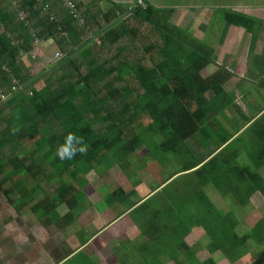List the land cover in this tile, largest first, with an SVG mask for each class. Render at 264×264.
Here are the masks:
<instances>
[{"label": "trees", "instance_id": "1", "mask_svg": "<svg viewBox=\"0 0 264 264\" xmlns=\"http://www.w3.org/2000/svg\"><path fill=\"white\" fill-rule=\"evenodd\" d=\"M106 1L111 6L103 9L99 0L89 5L82 0H0V194L17 213L34 214L62 230L83 210L88 173L103 163L108 171L143 146L138 163L132 169L126 165L129 178L145 165L146 154L158 164L167 163L171 154L175 159L169 163L180 162V167L163 183L181 178L183 184L156 206L149 205L161 189L129 213L140 231L138 240L125 244L139 254H125L132 264H215L211 254L216 252L230 263L244 258L243 264H259L264 220L240 231L236 214L254 193L264 199V113L250 124L234 95L226 92L230 73L221 66L204 76L212 64L211 51L186 41L187 34L171 21L175 10L145 1L128 6ZM226 15L251 32L259 21L229 10ZM46 39L57 46L62 63L53 73L37 76L34 80L43 83L36 88L30 85L31 75L17 67L18 54L32 52L37 40ZM105 78L111 86L101 99H93L89 83ZM124 81L121 89L112 86ZM112 99L125 102L123 117L115 123L110 115L103 116L109 124L97 133L83 112L109 106ZM227 111L243 126L249 123L243 132V126H232V132L221 126V119L231 118ZM57 121L59 125L50 124ZM124 121L131 125L129 134L122 130ZM69 133L74 151L70 159H62L59 150ZM35 137L33 149L23 146L25 138ZM189 140L197 149L213 145L216 153L210 156L212 150L204 163L198 162ZM209 186L227 209L213 202ZM108 194L111 206L125 191L119 186ZM62 204L67 212L60 215ZM192 227L203 236L190 246L185 237ZM200 247L209 254L201 262L196 257Z\"/></svg>", "mask_w": 264, "mask_h": 264}, {"label": "crops", "instance_id": "2", "mask_svg": "<svg viewBox=\"0 0 264 264\" xmlns=\"http://www.w3.org/2000/svg\"><path fill=\"white\" fill-rule=\"evenodd\" d=\"M96 1L97 0H82L86 5ZM109 1L121 5H131L133 3L145 1L149 5L158 8H172L175 10L171 16V21L187 34L188 38H186V41L190 42L201 51H211L212 64H209L204 69V76L211 75L217 70L218 66H221L225 71L230 73V77L225 81L223 86L226 92H231L234 95L242 114L251 119L250 124L264 113V103L261 105L259 103L257 104L256 101L259 107H257L256 104L254 107L247 98V95L251 92L259 95V97H264V68L262 67L264 65V5H260L264 4V0ZM250 1H253L255 4ZM99 4L103 9L111 6L106 0H99ZM243 5H249L251 8L250 11L247 12V8ZM241 7L246 12L239 10ZM227 10L248 15L259 20L254 24V31H246L244 28L231 23L226 15ZM48 40L50 39L37 40L35 42L36 48L34 47L31 52L37 55L35 58L38 57V52L41 51L39 50L40 47L47 44L49 42ZM55 47L57 48V46ZM55 53L60 52L56 50L54 54ZM34 62L33 66L43 63L44 59L42 55ZM38 67L39 66H36L35 68ZM30 75L32 76L35 74ZM226 113H228V111ZM226 116L235 118L237 115L235 117L230 114ZM222 122H227V124ZM235 123L241 125V127L243 126V123H238L236 119L229 118L228 120H220L221 126L228 132H232V126L235 127ZM209 148L213 150L214 146H209L208 149ZM215 153L216 151L210 156H213ZM114 169L116 168L112 167L108 170V173H111ZM136 172H138V174L141 173V171H135V174H137ZM115 178L116 177H114V179ZM167 182L158 184L159 188L154 189L152 192H140L142 193L140 197L137 196V198L134 199L133 197L130 198V201L133 202L132 205L128 206L127 210L124 209L117 214L116 217H111L106 223L108 224V226H106L107 228H112L114 226H119V221H126L125 224L120 226L122 229L109 237L108 242L105 243L108 249L117 246V250L122 254V260H119V262L116 261L115 264H121L120 261H124V264L125 261L128 264L130 262L132 264L133 262L125 256L127 253L119 241V236H121L120 233L124 231L125 236L122 237L126 240V243L131 241V239H127L126 234V230L128 227H131L133 223L129 217V213L147 198L157 193ZM141 186L142 184L139 185L140 188ZM136 192H139L138 187H136ZM124 198L125 196L122 197L121 204L125 203ZM3 199L5 200L2 202ZM98 201L99 200H97V202ZM97 202H88L90 210H93ZM116 205L117 203L111 206L114 207ZM57 211L60 215H63L67 212V208L62 204L58 206ZM93 211L96 212L97 210ZM84 214L85 207L83 206V210L78 214L77 219L82 221L85 220ZM71 226L74 227V224L59 230L53 224L50 225L41 222L34 214H29L28 212L17 213L7 199L0 194V264H71L78 256H81L83 259L89 258L92 260L93 258L96 260L97 252L95 253V251H93L92 243L101 235L102 231L96 229L92 231V233L88 231V235H85V231L87 230L80 228L79 225L75 226V229H80L79 233L73 235L74 232L72 231L73 229H70ZM106 227L105 230L107 229ZM134 227L135 228H132L133 231L136 230L137 226ZM84 239H86V241H84ZM103 239L104 237L102 240ZM87 250H89V252L85 253ZM136 257H139L138 253L135 254L134 258ZM86 264H90V262ZM91 264L94 263L92 262Z\"/></svg>", "mask_w": 264, "mask_h": 264}, {"label": "rangeland", "instance_id": "3", "mask_svg": "<svg viewBox=\"0 0 264 264\" xmlns=\"http://www.w3.org/2000/svg\"><path fill=\"white\" fill-rule=\"evenodd\" d=\"M250 2L254 3L253 1H250ZM260 5H264V4H260ZM243 6L247 8V12L250 11L251 8L249 5L247 6L243 5ZM239 10L246 12L242 7L239 8ZM18 16H19V19H21V16L23 15L21 13H18ZM0 29H2V27H0ZM95 39L96 37L91 38V40H95ZM48 41L49 42L47 44L40 47L39 50L41 51L38 52L39 53L38 57L42 55V58L44 59L43 63H39L33 66V63H35L34 61L38 59V57L35 58V56H37L35 53L30 52V53H19L18 54L17 67L20 69V71L24 75L35 74V75L30 76L32 79H30L29 82H31L30 85L34 84L36 88H40V86L42 87V83H43L42 79L37 80V81L34 80L37 76H39L40 74L47 76V74L53 73L54 71H56L55 69L58 66L57 63L59 64L62 63L59 59V57L62 54L60 53V56L57 57L56 56L57 53L54 54V52L56 50L59 51L58 48L54 46V42L52 43V40H48ZM36 66H39V67L35 68ZM262 67L264 68V65ZM86 71L87 70H85V68H82L81 72H86ZM100 81L101 80H96V81L92 80V82L89 83L90 93H92L93 99H101V96H103L102 93L107 91L108 87L111 86L110 84H108L109 82H111L110 78H105L103 79L102 82ZM126 85H127V82L124 81L121 83H116L115 85H112V86H115L121 89L125 87ZM247 98L254 105V107H255L256 101H257V104L259 103L262 105L264 103V97H259V95L255 94L254 92H251L250 94H248ZM113 101L114 99L108 101L107 104H109V106H103V107L94 106L83 112L86 120L88 121L92 120L91 124L96 129L97 133H102L103 130L106 128V125L109 124L108 123L109 121H105V123H103V121L101 120L103 116L107 114L110 115L111 118H114L115 123L117 120L116 118H118L119 120L122 119L123 111L125 109V102L121 103L119 101H115V102ZM257 104L256 106L259 107V105ZM230 119H235V118H230ZM242 122L243 121H241L240 123ZM58 123L59 122L57 121L55 123H50V124L56 126V125H59ZM222 123L227 124V122H222ZM123 124H124V127H122L123 132L124 133L126 132V134L127 133L129 134L131 129L130 130H127V129L130 128L131 125L129 123H125V121L123 122ZM246 126H243L244 128L242 127L240 129V132H243ZM235 127L240 128L241 125L235 123ZM140 129L137 128V132H140L141 131ZM247 133L250 135V132H247ZM36 140H37L36 137L32 140L25 138L22 141V143H23V146L31 150L35 147L34 143ZM147 141L149 142V145L152 148L156 144L150 140H147ZM153 141H156V137L153 138ZM189 144L192 147L191 150L195 151L194 156L198 162L204 163L205 161L203 159L208 155V153L212 152V148H209V149L207 148L204 150L197 149L198 146H195V143L190 140H189ZM138 153H141V155L145 153V149L143 148V146H140L136 150V152H134L131 155V157L130 156L124 157L123 160H119V162L115 163V166L113 167H115L116 169L112 170L111 173L110 172L108 173V171H105V169L103 168L105 166V163H103L101 167H99L97 170H94V172H90L86 176L88 185L84 189V200H83L84 201L83 206L85 207V214H84L85 220L83 221L78 220V219L74 220V222L72 223L74 224V227L71 226L70 229H73L72 230L74 232L73 235H76L77 233H79L80 229L79 228L78 230L75 229V226H79V225H80V228L87 230L85 231V235H88L89 233L88 231H91L90 233H92V231L96 229H98L99 231H102V233L92 243L93 251H95V253L97 252V259L96 260H94L93 258L92 260L89 258L83 259L81 256H78L71 262V264H86L88 262H90V264L92 262L94 264L95 262L96 264H115L116 261L119 262V260H122L121 259L122 254L119 253V251L117 250V246H115L114 248L110 247L108 249L105 243L108 242L109 237H111L113 234L118 233L122 229L120 228V226L125 224L126 221L125 220L119 221L120 225L114 226V227L111 226L112 228L110 227L107 228L106 226H108V224L106 223L109 221L111 217L113 216L116 217L117 214L122 212L124 209L127 210V207L132 205L133 202L130 201V198L133 197L134 199V198H137V196L140 197V195L142 194L140 192L146 193L149 191V189L155 187L156 185L160 183H163L164 179L169 174L178 170V168L180 167V162L176 161L175 163L174 162L169 163L170 158L175 159L174 157H171V154H167V156L165 157V159L168 160V162L165 164L163 163L158 164L157 161H153V159L149 158L148 155L146 154V156L142 159L144 160V162H142L141 159L139 160V163L142 162L145 164L140 170L141 173L133 174L132 176H130L131 178H129L126 175L129 170L126 167V165L129 164V168L132 169V167L136 164V162L138 163V159H139ZM34 157L36 158V153L34 154ZM106 160L108 162V159ZM242 160L243 159L240 160V163L243 162ZM121 167H124V168H121ZM114 177L116 178L114 179ZM24 179L27 182L29 180V177L24 176ZM180 179H177L172 182L168 181L161 188L162 191L160 190L161 192H159V194L156 195L157 197L151 200V204L149 206H156L159 201H162L168 196H172L173 192H176L177 189L181 190L179 189L180 187H178L179 185L183 184L182 180ZM141 184L142 186L140 188L139 185ZM118 186H121L125 191V198H124L125 203L121 204V200H120L119 201L120 203L117 202L116 206L114 207L109 206L107 204V198L109 197L108 193L114 190ZM136 187H138L139 192H136ZM206 189H207L208 195L211 197L213 202L218 207L221 206L223 210L227 209V207H223L224 205H226V202L219 198L218 196L219 194L211 186H209ZM4 200L5 199H3L2 202ZM97 200L99 201L97 202ZM91 201L92 203L97 202L96 205L93 207V210H97L96 212L93 211L92 209L90 210L89 208L90 206L88 207L89 205L88 202H91ZM165 205H166V202H165ZM236 216L239 219V227H240L239 230L240 231L246 230L248 227L252 226L259 219L264 220V199L261 196V194H259L258 192L254 193L250 198V203L247 206L243 207L240 210L239 214H236ZM134 226L136 225L132 223L131 227H128V229L126 230L127 239H131V240L137 239L138 240L140 231H139V228H136V230L133 231L132 228H135ZM105 227L107 228L106 230H105ZM120 234L121 236H119L120 237L119 241L121 242L122 247L125 248V252L128 255L134 258L135 253H136L134 248L125 247V244L127 243H126V240L122 237V236H125V231L121 232ZM202 236H203V233L198 227H192L190 233L185 237V242H187L188 245L193 246L202 240ZM103 237L104 239L102 240ZM86 252H89V250L85 251V253ZM252 254H254V252H252ZM208 256L209 254L207 253L206 250L203 249V247H200L196 251V257L198 258L199 262L203 261ZM211 258L214 260L215 264H243L245 262V259L242 258L236 263H230L221 254L217 252L211 254ZM259 261H260L259 264H264V257L261 258ZM165 263H167V261ZM167 264H173V263L171 261H168Z\"/></svg>", "mask_w": 264, "mask_h": 264}, {"label": "clouds", "instance_id": "4", "mask_svg": "<svg viewBox=\"0 0 264 264\" xmlns=\"http://www.w3.org/2000/svg\"><path fill=\"white\" fill-rule=\"evenodd\" d=\"M61 57H62V55H61ZM73 138L74 137H73V135L71 133H69L66 136L65 143H64V145L59 150V154H60V156H61L62 159L65 156H67L69 159L71 158V153H72V151H74V149H72V141H73ZM84 150H85L84 148H81L80 149L81 152H83Z\"/></svg>", "mask_w": 264, "mask_h": 264}, {"label": "built area", "instance_id": "5", "mask_svg": "<svg viewBox=\"0 0 264 264\" xmlns=\"http://www.w3.org/2000/svg\"><path fill=\"white\" fill-rule=\"evenodd\" d=\"M56 56L58 57V56H60V54H59V53H57V55H56ZM59 59H61V56L59 57Z\"/></svg>", "mask_w": 264, "mask_h": 264}, {"label": "water", "instance_id": "6", "mask_svg": "<svg viewBox=\"0 0 264 264\" xmlns=\"http://www.w3.org/2000/svg\"><path fill=\"white\" fill-rule=\"evenodd\" d=\"M74 52H76V50H75ZM74 52H73V53H74ZM73 53H72V54H73ZM72 54H71V55H72Z\"/></svg>", "mask_w": 264, "mask_h": 264}]
</instances>
